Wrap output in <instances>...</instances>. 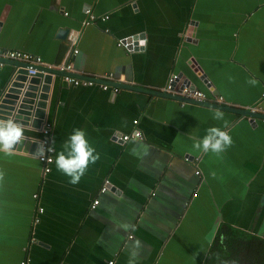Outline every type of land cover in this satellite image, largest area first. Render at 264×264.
Here are the masks:
<instances>
[{"label": "crops", "instance_id": "obj_1", "mask_svg": "<svg viewBox=\"0 0 264 264\" xmlns=\"http://www.w3.org/2000/svg\"><path fill=\"white\" fill-rule=\"evenodd\" d=\"M86 8L109 18L84 26ZM190 21L197 23L195 43L185 40ZM0 24V49L48 64L64 61L69 50L57 31L78 30L74 74L113 73V86L121 88L113 93L61 80L48 121L55 151L49 173L34 155L0 152V264L25 256V264H128L137 240V264H205L222 226L264 241V122L252 126L225 111L214 120L216 108L160 96L176 74L211 106L257 104L264 89V0H0ZM139 34L143 51L118 46ZM12 72L1 60L0 98ZM213 126L228 131L232 145L222 153L194 149ZM76 128L100 158L73 185L55 157ZM23 130L40 140V130ZM134 130L142 140L115 138ZM124 224L135 229L125 231Z\"/></svg>", "mask_w": 264, "mask_h": 264}, {"label": "water", "instance_id": "obj_2", "mask_svg": "<svg viewBox=\"0 0 264 264\" xmlns=\"http://www.w3.org/2000/svg\"><path fill=\"white\" fill-rule=\"evenodd\" d=\"M1 26L2 25L0 24V27ZM196 26L197 23L195 21H190L187 27V32L185 34V40L187 42L190 41H193V43L196 42V40H194ZM71 31H78V30H70L69 28H60L57 31L55 38L60 41H67V38L71 33ZM144 41H145V35L139 34L132 36L128 40L120 41V43L122 44L121 47L124 48L123 46H125L124 49H126L127 51L136 52V51H143ZM3 62L11 65L13 67V72L10 78L12 80L10 81V84L8 85L7 89L0 98V118L6 119L8 117H13L17 122H19L23 126L24 129L37 130V131L40 130L41 127L43 126L44 121L48 122L52 119V113L56 107V91L60 86H62L61 84L62 77L67 74L54 69H49L47 67H38L37 68L38 73H36L34 76H29L27 74V69L30 68V66L14 61L5 60ZM194 73H196V75L200 78V81L206 86V88H208L209 92H212L214 95L218 94V92L211 85V82L209 81L207 76L199 68L194 69ZM73 76L81 79L90 78V77H82L80 75H75V74H73ZM184 83L190 89L198 90L190 80L186 79V82L184 81ZM52 84H53L52 94H51V99H49L50 86ZM121 85H123L122 87H126V88L131 87L126 84H121ZM134 89L139 90L137 88ZM142 91L146 94H153L152 92L147 90H142ZM160 96L166 98H172L180 102H185V100L182 98L172 96L164 92L160 93ZM203 105L216 108L221 111L229 112L232 114H237L244 118H251L249 122L250 124H252V126H255L257 124V122H255L254 119L257 118L264 119L263 115L252 114L247 109H236L221 105L211 106L210 104L207 103H203ZM38 143H40L39 139L23 134L22 142L15 146L14 151L18 153L21 152L23 154L28 153L30 155H33ZM110 190L112 192L115 191L113 187H110ZM24 252H26V247L24 248ZM25 260H26V256L24 260H21L19 262V264H23Z\"/></svg>", "mask_w": 264, "mask_h": 264}, {"label": "clouds", "instance_id": "obj_3", "mask_svg": "<svg viewBox=\"0 0 264 264\" xmlns=\"http://www.w3.org/2000/svg\"><path fill=\"white\" fill-rule=\"evenodd\" d=\"M254 84L255 81H249ZM214 120H223L224 114L216 110L213 115ZM225 127L227 125L225 124ZM23 126L13 117L0 118V152L11 154L15 146L22 142ZM232 137L226 130L220 127H210L202 139L193 141V148L203 152L222 153L232 145ZM63 150L58 152L55 157V165L59 172L69 178V183L76 185L86 174L90 164H95L100 156L96 149L87 139L86 132L76 128L69 134L63 144ZM53 148L46 145V142H40L33 153L34 157L39 159L47 158V154L52 152ZM4 174L0 172V180H3ZM121 227L127 231L134 230V225L124 224ZM142 248L140 241H135L132 250L129 253L128 264H137L139 250Z\"/></svg>", "mask_w": 264, "mask_h": 264}, {"label": "built area", "instance_id": "obj_4", "mask_svg": "<svg viewBox=\"0 0 264 264\" xmlns=\"http://www.w3.org/2000/svg\"><path fill=\"white\" fill-rule=\"evenodd\" d=\"M84 15L86 16L83 25H90V24H96L97 22L101 21V22H105L108 20V16L104 15L101 17H97L93 14L91 8H86L83 11ZM66 15V14H65ZM79 39V33L78 31H71V33L69 34L68 38H67V42L69 44V50L66 54V57L64 59V61L58 63V64H48L45 63L40 57L32 55L30 53L27 52H23V51H17V50H10V49H0V61H14V62H18L21 64H25L27 66H30V68L27 69V74L29 76H34L36 73H38L37 68L38 67H47L49 69H54L60 72H63L67 75L62 77V81L70 86H81V87H85V86H93L95 85V81L90 80V79H79L75 76H73V74L75 73L73 64L71 62V58H73V56L77 55L79 53L78 49L76 48L77 45V41ZM118 46H122L121 43H118ZM125 48V46H123ZM100 80H102L101 84L99 85V87L103 90H112L113 93H119V91L121 90V88L117 87V86H113L110 87L107 82H111V81H115L116 78L114 75L112 74H105L100 76ZM164 93H167L169 95L172 96H176L179 98H182L184 100H191V101H195V102H200V103H204L208 100L207 95L204 92H201L199 90H192L189 87H187L185 85V83L181 80V78L176 75L173 74L168 78L167 84L166 86L161 90ZM217 103L222 104V99L217 97L215 98ZM262 104H264V89L261 93V97L260 100L257 102V104L252 105L250 107H247L246 109L252 113V114H260L264 116V107L262 106ZM249 120H251V118H248ZM255 122H258L259 120H261L262 122H264V119H254ZM135 125L137 124V121L133 122ZM41 132V138L39 140V142H46V145H50L51 146V124L48 123L47 121L43 123V126L40 129ZM115 138L119 141H121L122 143L125 142H129L132 140H142L143 139V135L141 134L140 131L138 130H134L131 134H125L122 135L120 137L115 136ZM52 147V146H51ZM54 149L52 152H49L47 154V158L45 159H38V161L43 165V172L45 174L50 172V167L54 162ZM195 174L198 176L200 175V171H196ZM108 186H109V182L106 181L104 183L103 188L101 189V192H105L106 190H108ZM36 197V196H35ZM98 204L97 201H94L91 208L94 209L96 207V205ZM42 212V209H39V213ZM39 220L38 218H35L34 222L37 223ZM26 262V260H25ZM25 262L23 264H25ZM109 264H113V262H109Z\"/></svg>", "mask_w": 264, "mask_h": 264}, {"label": "trees", "instance_id": "obj_5", "mask_svg": "<svg viewBox=\"0 0 264 264\" xmlns=\"http://www.w3.org/2000/svg\"><path fill=\"white\" fill-rule=\"evenodd\" d=\"M205 264H264V241L222 226Z\"/></svg>", "mask_w": 264, "mask_h": 264}, {"label": "bare ground", "instance_id": "obj_6", "mask_svg": "<svg viewBox=\"0 0 264 264\" xmlns=\"http://www.w3.org/2000/svg\"><path fill=\"white\" fill-rule=\"evenodd\" d=\"M128 39H130V38H128ZM127 39V40H128ZM112 75H114V74H112ZM115 76V75H114ZM79 79H81V78H79ZM84 79V78H83ZM88 79H90V80H93V81H95V84H98V85H100L101 84V82H102V80H100V78H88ZM113 82L114 81H111V82H107V84L110 86V87H112L113 86ZM185 101H189V100H185ZM181 103H184V102H181Z\"/></svg>", "mask_w": 264, "mask_h": 264}]
</instances>
